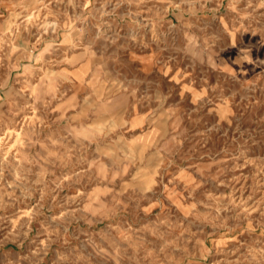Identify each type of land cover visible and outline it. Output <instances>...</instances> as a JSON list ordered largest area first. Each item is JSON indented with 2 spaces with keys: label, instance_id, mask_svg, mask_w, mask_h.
Instances as JSON below:
<instances>
[{
  "label": "rangeland",
  "instance_id": "1",
  "mask_svg": "<svg viewBox=\"0 0 264 264\" xmlns=\"http://www.w3.org/2000/svg\"><path fill=\"white\" fill-rule=\"evenodd\" d=\"M0 264H264V0H0Z\"/></svg>",
  "mask_w": 264,
  "mask_h": 264
}]
</instances>
